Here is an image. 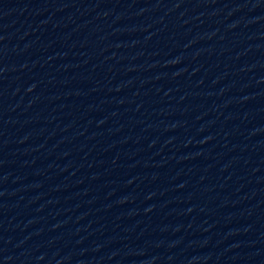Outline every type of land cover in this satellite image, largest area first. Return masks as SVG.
Instances as JSON below:
<instances>
[{
  "label": "water",
  "instance_id": "water-1",
  "mask_svg": "<svg viewBox=\"0 0 264 264\" xmlns=\"http://www.w3.org/2000/svg\"><path fill=\"white\" fill-rule=\"evenodd\" d=\"M0 264H264V0H0Z\"/></svg>",
  "mask_w": 264,
  "mask_h": 264
}]
</instances>
